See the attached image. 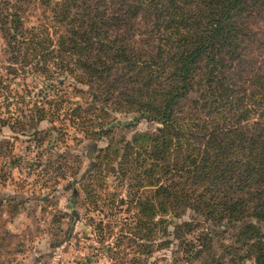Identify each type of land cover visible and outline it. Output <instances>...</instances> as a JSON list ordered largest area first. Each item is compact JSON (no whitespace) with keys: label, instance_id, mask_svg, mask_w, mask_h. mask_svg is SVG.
Masks as SVG:
<instances>
[{"label":"trees","instance_id":"obj_1","mask_svg":"<svg viewBox=\"0 0 264 264\" xmlns=\"http://www.w3.org/2000/svg\"><path fill=\"white\" fill-rule=\"evenodd\" d=\"M25 1L0 0V97L11 92L9 75L71 77L80 102L65 116L93 141L109 136L97 165L117 160L123 176L136 172L133 187H154L177 216L204 218L194 246L203 264H222L213 238L227 230L233 261L264 264V0H33L42 28L24 24ZM46 93L40 103L17 98L3 125L36 129L56 118L60 101ZM140 118L161 127L120 147L116 127ZM139 206L149 219L151 208ZM182 227L193 225H175L176 237Z\"/></svg>","mask_w":264,"mask_h":264},{"label":"rangeland","instance_id":"obj_2","mask_svg":"<svg viewBox=\"0 0 264 264\" xmlns=\"http://www.w3.org/2000/svg\"><path fill=\"white\" fill-rule=\"evenodd\" d=\"M23 5L26 26H48L46 14L33 0ZM3 46L0 37V65ZM52 75H9L11 92L0 97V238L8 243L0 250V264H203L206 256H195L194 246L208 223L193 210L177 216L166 209L154 187H133L136 172L123 176L117 160L104 158L97 165L95 155L108 146L109 136L93 141L69 122L65 113L74 101L80 102V95L72 91L71 77ZM45 93H54L60 101L56 118L40 122L36 129L3 125L17 98L40 103ZM114 116L121 122L136 117ZM160 127L140 118L133 127L117 126L111 136L121 147L120 139L130 141L137 133ZM139 201L151 208L149 219L140 212ZM184 221L193 227H182L176 237L175 225ZM233 238L232 230L213 238L214 258L222 257V264H253L238 257L233 261V254L224 250V243H233Z\"/></svg>","mask_w":264,"mask_h":264}]
</instances>
